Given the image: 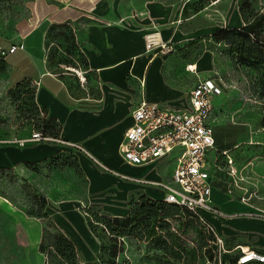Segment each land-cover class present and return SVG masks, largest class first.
I'll use <instances>...</instances> for the list:
<instances>
[{
    "label": "crops",
    "instance_id": "1",
    "mask_svg": "<svg viewBox=\"0 0 264 264\" xmlns=\"http://www.w3.org/2000/svg\"><path fill=\"white\" fill-rule=\"evenodd\" d=\"M14 1H28L17 5L16 12L28 18L19 24L15 41L0 44L24 46L0 60V97L4 99L10 88L29 80L35 87L37 105L46 106L48 115L59 122L61 140L23 147L0 145V171L20 173L25 164L46 162L61 151L75 158L86 178L89 206L125 216L133 199L142 195L163 198V190L150 181H170L171 165L166 159L128 163L120 155L119 143L132 123L131 111L142 97L180 104L186 101L198 79L210 78L197 77L189 87V71L209 68L211 55L206 50L190 63L189 52L187 56L176 54L174 45L194 34L181 31V9L159 0H145L141 10L130 8L124 14L115 8L116 0ZM53 22L67 26L65 39L57 41V49L49 34ZM149 31L169 43L168 49L154 55L146 51L144 34ZM70 49L79 56L71 57ZM194 63L199 64L198 68L193 67ZM189 64L192 70L187 68ZM77 72L85 76L84 83L79 81ZM2 120L0 136L27 137L34 129L31 124L21 126ZM220 174L211 191L218 212L205 211L204 216L224 238L226 248L240 244L264 252V215L254 214V205L240 201L237 193L229 197L225 186L222 189L219 185ZM0 198L5 201L0 203L23 227L28 245L38 248L43 220L7 198ZM46 198L44 211L74 243L80 258L96 260L101 242L80 209L82 201L68 194Z\"/></svg>",
    "mask_w": 264,
    "mask_h": 264
},
{
    "label": "rangeland",
    "instance_id": "2",
    "mask_svg": "<svg viewBox=\"0 0 264 264\" xmlns=\"http://www.w3.org/2000/svg\"><path fill=\"white\" fill-rule=\"evenodd\" d=\"M144 1L116 0L115 8L123 14L131 10L130 8L141 10ZM159 1L180 8L178 17L181 31L194 33L191 39L174 45L176 54L184 56L189 52L188 58L191 63L206 50L210 52L209 68L198 72L187 70L190 72L189 87L197 77L219 80L217 82L221 87V93L212 98L215 106L214 135L219 147L229 148L237 169V178L240 179L238 184L247 190L250 196L249 202L254 205L252 212L262 216L264 215V76L250 61L240 57L224 39H220L214 33L224 28H241L246 21L257 25L264 23V0ZM26 3L28 4V1L0 0V42L8 44L16 40L19 24L28 18L16 14L17 5L19 7L20 4ZM234 14L238 16L239 23L233 22ZM58 24L59 22H53L55 49H57V41L61 42L64 38L60 35L61 27L56 26ZM259 36L264 37V26ZM70 56L78 57L74 49H70ZM21 106V102L7 92L4 99L0 97L1 120L3 119L2 121L7 124L21 126L27 124L28 120L24 117ZM213 155L215 156V152ZM61 159L66 160L63 166L54 167L46 161L25 164L24 170L20 173L15 172L16 174L12 170L0 171V195L29 213V210L37 205L35 204L37 199L42 200L45 197L46 206L47 195L58 198L68 194L82 201L80 209L83 211V204L89 206L86 178L78 164L74 162V157L64 154ZM220 175L219 185L223 189L224 186H228L229 177L223 171ZM215 182H218V179ZM235 190L238 194L239 188L235 187ZM89 207L108 217L114 216L95 206ZM179 214L183 215V213ZM185 216L186 218H181L177 214L168 216L166 220L168 229L160 230L159 226L156 228L158 233H174L181 240L177 239L175 243L162 242V246L159 245L160 242L154 240L155 238L145 236L111 237L103 224L98 222L90 224L92 231L106 248L104 251L106 261L113 259L115 264H209L204 253L209 225L201 219L196 221L191 215L185 214ZM86 217L88 218L87 215ZM43 222L47 223L46 220ZM200 227L205 232H201ZM49 229L52 232L56 231L53 226ZM48 248L41 252L39 248L29 246L23 227L0 203V264H48L51 254L54 264H64L55 255L54 249ZM113 252H116L115 256H112ZM79 259L81 263L87 262L80 256ZM251 264H264V262Z\"/></svg>",
    "mask_w": 264,
    "mask_h": 264
},
{
    "label": "built area",
    "instance_id": "3",
    "mask_svg": "<svg viewBox=\"0 0 264 264\" xmlns=\"http://www.w3.org/2000/svg\"><path fill=\"white\" fill-rule=\"evenodd\" d=\"M144 41L146 51H151L153 55L169 47V43L158 39L152 31L144 34ZM23 46L22 43L6 47L0 44V60ZM156 48H159L158 51H155ZM187 68L192 70L189 65ZM77 76L81 83L85 82V76L78 72ZM220 93L221 87L215 78H200L189 91L186 101L180 104L148 101L142 97L131 111L132 123L124 131L119 152L122 159L131 164L167 160L171 165L170 181L150 183L163 190L164 201L184 208L208 223V234L212 236L210 244L214 252V259L209 264L264 262V252L255 247L239 244L231 249L226 248L224 238L203 214L205 211L218 212V207L211 199V191L217 174L222 171L229 177L228 186L225 187L229 196L235 195L237 187L239 200L250 201L247 190L238 184L240 179L237 178V169L229 148L219 147L215 139V106L212 98ZM48 140L60 141L61 138L44 135L34 128L27 137L0 136V145L15 144L23 147ZM74 146L80 148L78 144ZM86 207L82 205L84 214L88 215L84 210Z\"/></svg>",
    "mask_w": 264,
    "mask_h": 264
},
{
    "label": "trees",
    "instance_id": "4",
    "mask_svg": "<svg viewBox=\"0 0 264 264\" xmlns=\"http://www.w3.org/2000/svg\"><path fill=\"white\" fill-rule=\"evenodd\" d=\"M56 26L61 27L60 35H63V39H65L64 33H66L65 27L67 26L64 24H58ZM256 26L257 29H255ZM263 26L264 23L257 25L254 22L246 21V24L241 28L230 27L220 29L216 31L214 35L218 36L220 39H224L234 52L239 54L240 57L245 58L247 61H250L260 74L264 76V37L259 36V32L262 30ZM69 33L71 36V32H68V35ZM49 34L55 39L54 25L50 28ZM8 93H11L15 99L21 102V110L25 115L24 117L28 120L27 124H31L44 135H49L51 137L59 135V122L48 115V108L46 106L37 105L34 99L35 87L29 80L17 83L8 90ZM64 154L66 153L59 151L55 155L45 159V161L49 162L50 165L54 167L63 166L66 164V160L61 159ZM68 157L73 156L68 154ZM74 162L77 163L75 158ZM35 204L37 205L34 209L29 210V214L39 217L43 221H47V223L43 225L42 238L38 247L41 252L45 251L47 247L54 249L55 255H57L64 264H115V260L113 259L106 261L104 257V251L106 248L102 242L97 260L81 263L74 243L57 228L48 213L43 210L46 204L45 197H43L42 200L37 199ZM90 208L91 207L88 206L84 209L88 214L89 224L97 222L103 224L105 230L111 235V237H123L127 235L145 236L151 239L155 238V241L160 242V246H162V242L175 243L177 239L180 240L174 233H158L156 229L158 226L160 230L168 229V223L166 221L168 220V216L177 214L181 218H186L185 214H187L193 216L196 221L199 220V217L196 214L184 208L182 209L173 203H168L162 198L155 199L144 195L138 197L136 200L133 199L130 202L129 212L125 216L108 217L106 214H103L94 208ZM179 213H183V215H180ZM50 226H53L56 231H50ZM200 228L202 229V227ZM201 232L205 231L202 229ZM207 236V243L204 244V253L206 259L209 261L208 263H210L214 259V252L210 244L212 236L208 233ZM115 253L116 252H113L112 256H115ZM232 261L234 263V259ZM48 264H54L52 254L48 258Z\"/></svg>",
    "mask_w": 264,
    "mask_h": 264
},
{
    "label": "bare ground",
    "instance_id": "5",
    "mask_svg": "<svg viewBox=\"0 0 264 264\" xmlns=\"http://www.w3.org/2000/svg\"><path fill=\"white\" fill-rule=\"evenodd\" d=\"M239 18H238V16L236 15V14H234V16H233V22H235V23H239ZM198 65L199 64H196V63H194V65H193V67L194 68H198ZM189 67L191 68V64H189ZM192 69V68H191Z\"/></svg>",
    "mask_w": 264,
    "mask_h": 264
}]
</instances>
